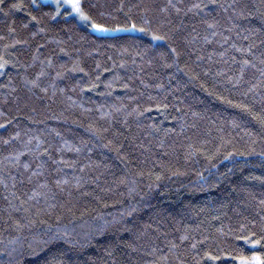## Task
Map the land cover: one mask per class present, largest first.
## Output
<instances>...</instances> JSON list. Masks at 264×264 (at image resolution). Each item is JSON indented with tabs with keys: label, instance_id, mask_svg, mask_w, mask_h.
I'll return each mask as SVG.
<instances>
[{
	"label": "trees",
	"instance_id": "16d2710c",
	"mask_svg": "<svg viewBox=\"0 0 264 264\" xmlns=\"http://www.w3.org/2000/svg\"><path fill=\"white\" fill-rule=\"evenodd\" d=\"M81 4L0 2V264L264 258V0Z\"/></svg>",
	"mask_w": 264,
	"mask_h": 264
},
{
	"label": "snow or ice",
	"instance_id": "6c2138e0",
	"mask_svg": "<svg viewBox=\"0 0 264 264\" xmlns=\"http://www.w3.org/2000/svg\"><path fill=\"white\" fill-rule=\"evenodd\" d=\"M0 2H2V0H0ZM63 4L70 7L72 11L75 12L80 17L81 20H84V21L90 20V17L86 15L82 10L81 0H63ZM61 6L62 5L60 3V0H57V8L59 9V7ZM193 7H198V5H194ZM90 27L95 31H102V32L104 31H128L129 30V29H120V28L111 29V28L105 27L104 24L95 23V22L91 23ZM131 29L138 30L141 32L146 31L145 28L137 29L135 24L131 26ZM153 39L158 40V39H163V37L153 36ZM0 67H3V65H0ZM238 239H242L245 244H251L255 246V245L261 244L262 240H264V237H262L261 239H249L248 236H242V237H238ZM228 255L231 256L230 253ZM209 258L212 260L219 259V257H215V256H210ZM232 259L238 261L239 264H264V258H262L258 253H254L251 257L240 255V256L232 257Z\"/></svg>",
	"mask_w": 264,
	"mask_h": 264
},
{
	"label": "rangeland",
	"instance_id": "374dc122",
	"mask_svg": "<svg viewBox=\"0 0 264 264\" xmlns=\"http://www.w3.org/2000/svg\"><path fill=\"white\" fill-rule=\"evenodd\" d=\"M40 1L45 2V3H50V4H53V5H57V0H40ZM60 3L62 5L61 7L67 8L69 10V14L71 16L75 17L80 23H84L85 22L84 20H81L80 17L75 12H73L70 7H68L67 5H64L63 4V0H60ZM89 28L91 29L92 32H94L96 34H99V35L115 34V33L121 32V31H104V32H102V31H95L91 27H89Z\"/></svg>",
	"mask_w": 264,
	"mask_h": 264
}]
</instances>
